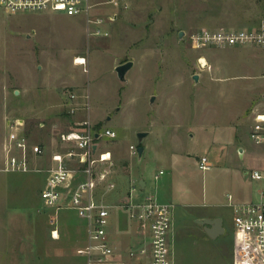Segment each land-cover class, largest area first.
<instances>
[{
    "label": "rangeland",
    "instance_id": "rangeland-1",
    "mask_svg": "<svg viewBox=\"0 0 264 264\" xmlns=\"http://www.w3.org/2000/svg\"><path fill=\"white\" fill-rule=\"evenodd\" d=\"M91 1L92 19L102 24L0 7V264H85L78 254L88 242L85 219L47 207L43 189L52 155L66 149L60 135L86 129V121L118 133L103 143L117 185L109 205L144 180L147 195L175 206L168 237L175 264H235L232 205L264 202V179L250 177L264 175V142L250 138L255 113L264 112V46L202 50L192 35L257 27L264 0ZM129 61L122 80L116 68ZM16 118L25 120L32 146L45 150L31 157L28 172L1 170L6 123ZM132 145L145 148L141 159ZM202 157L210 170L200 168ZM203 215L221 217L226 233L210 239L195 221ZM122 222L137 227L128 210L112 209L110 230ZM133 235L126 232L122 247L142 241Z\"/></svg>",
    "mask_w": 264,
    "mask_h": 264
},
{
    "label": "built area",
    "instance_id": "built-area-1",
    "mask_svg": "<svg viewBox=\"0 0 264 264\" xmlns=\"http://www.w3.org/2000/svg\"><path fill=\"white\" fill-rule=\"evenodd\" d=\"M108 2L119 5V0ZM95 5L91 0H0V7L7 14L62 12L69 16L85 15L90 25L102 24L103 18L92 19ZM95 34H100V30ZM192 41L196 48L202 50L209 47L264 46V19L257 27L248 29L203 28L192 35ZM76 96L71 95L72 98ZM85 124L86 129L65 132L59 137L66 149L52 155L54 164L48 170L43 189L45 205L57 210L75 209L85 219L88 242L78 252L85 264H175L168 242L175 206L147 195L140 182L135 181L126 199L109 205L106 197L117 185L113 181V153L105 144L106 140H115L118 133L109 128L91 129L87 121ZM6 125L9 132L3 144L4 167L1 170H32L31 157L43 155L44 148L32 146L25 132L24 119H10ZM250 138L256 144H263L264 112L255 113ZM130 150L133 156H138V146L132 145ZM199 166L203 171L212 168L207 157H202ZM163 173L160 171V175ZM250 177L253 180L264 179L258 170L251 172ZM228 196L230 200L233 198L231 194ZM232 206L235 210V264H264V202ZM112 209L130 212L144 236L143 242L122 247L111 238Z\"/></svg>",
    "mask_w": 264,
    "mask_h": 264
},
{
    "label": "water",
    "instance_id": "water-1",
    "mask_svg": "<svg viewBox=\"0 0 264 264\" xmlns=\"http://www.w3.org/2000/svg\"><path fill=\"white\" fill-rule=\"evenodd\" d=\"M182 36H183V32H181V37ZM133 64L134 63L132 61H129V62L122 64L116 68V71L122 80L126 79V77H125L126 73L133 66ZM194 79H195V81H198L199 78L196 75L194 77ZM153 100H154V97H153L152 101ZM146 135H147V133H144V132L139 133L138 137H139L140 141H142ZM144 151H145V148L142 145H140L138 147V155H139L140 159L142 158ZM140 185H141L142 189H145L146 182L144 180H142V181H140ZM199 223H201L202 225L205 226L207 233H209L211 235V237H213V238L218 236L221 233H224V231H225V228L223 226V219H221V218L201 219V220H199Z\"/></svg>",
    "mask_w": 264,
    "mask_h": 264
},
{
    "label": "crops",
    "instance_id": "crops-1",
    "mask_svg": "<svg viewBox=\"0 0 264 264\" xmlns=\"http://www.w3.org/2000/svg\"><path fill=\"white\" fill-rule=\"evenodd\" d=\"M51 160H52V157H51ZM164 172V171H163ZM46 178H47V174H46ZM46 178H45V182H46ZM140 181H142V180H139V182ZM131 183V182H130ZM146 187H147V183H146ZM107 197H108V195H107ZM107 197H106V199H107ZM111 198H112V200L113 201H115V200H118V198H119V196L118 195H112L111 196ZM110 198V199H111ZM121 199H123V198H121ZM122 200H118V202H116V203H114V204H117V203H119V202H121ZM215 218H221V217H219V216H210V215H207V216H201L200 218H197V219H195V221L197 222V223H199V220H201V219H215ZM222 219V218H221ZM120 224V226H118V229H117V227L115 228L114 226V228L113 229H111V238L116 242V243H118V244H120V245H122L121 243V239H123V237H125L126 236V232H128V231H132V235H133V233H134V237L135 238H137V236H138V234H139V237L142 239V238H144V236H143V234H141L140 233V231H139V229H138V227H136V228H134V231H133V229H132V227L131 226H129V225H126V223H124V222H122V223H119ZM200 225H202L201 223H199ZM223 226H224V223H223ZM131 227V228H130ZM205 227V226H204ZM224 228H225V226H224ZM53 231H55V230H53ZM226 228H225V231H224V233H221V234H219L218 236H216V237H211V235L209 234V233H207V230H206V228H205V232L207 233V235L209 236V238L210 239H218V238H220L221 236H223L225 233H226ZM85 232H86V228H85ZM87 234V233H86ZM54 237H56V238H60V232H58V230L56 229V231H55V233H54ZM235 240V236H234V239H233V241ZM139 242H141V241H139ZM138 242V243H139ZM142 242H143V239H142ZM234 245H235V242H234ZM127 246H129L128 244H127Z\"/></svg>",
    "mask_w": 264,
    "mask_h": 264
},
{
    "label": "bare ground",
    "instance_id": "bare-ground-1",
    "mask_svg": "<svg viewBox=\"0 0 264 264\" xmlns=\"http://www.w3.org/2000/svg\"><path fill=\"white\" fill-rule=\"evenodd\" d=\"M83 60V61H82ZM86 62V60L83 58V59H80L79 58V61H78V63H81V64H84Z\"/></svg>",
    "mask_w": 264,
    "mask_h": 264
}]
</instances>
